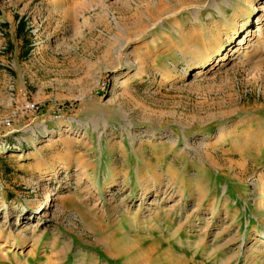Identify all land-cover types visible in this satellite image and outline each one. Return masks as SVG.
I'll use <instances>...</instances> for the list:
<instances>
[{"label":"rangeland","instance_id":"obj_1","mask_svg":"<svg viewBox=\"0 0 264 264\" xmlns=\"http://www.w3.org/2000/svg\"><path fill=\"white\" fill-rule=\"evenodd\" d=\"M0 264H264V0H0Z\"/></svg>","mask_w":264,"mask_h":264},{"label":"built area","instance_id":"obj_2","mask_svg":"<svg viewBox=\"0 0 264 264\" xmlns=\"http://www.w3.org/2000/svg\"><path fill=\"white\" fill-rule=\"evenodd\" d=\"M26 108H27V110H29L30 112H33V113H39L40 112V108L38 106H36V104H27ZM57 115H58V118L62 117V109L61 108L58 109Z\"/></svg>","mask_w":264,"mask_h":264},{"label":"bare ground","instance_id":"obj_3","mask_svg":"<svg viewBox=\"0 0 264 264\" xmlns=\"http://www.w3.org/2000/svg\"><path fill=\"white\" fill-rule=\"evenodd\" d=\"M260 24V23H259ZM250 31V30H249ZM257 33H258V35L260 36V34H261V32H262V26L261 25H258V29H256L255 30ZM248 34H250V33H248ZM239 44V43H238ZM237 48V47H236ZM236 50V49H235ZM234 50V51H235ZM140 184V183H139ZM140 185H142V184H140ZM87 226H88V229H90L91 230V225L88 223L87 224Z\"/></svg>","mask_w":264,"mask_h":264}]
</instances>
